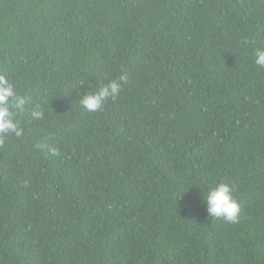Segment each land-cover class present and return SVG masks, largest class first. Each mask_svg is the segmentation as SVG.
<instances>
[{"label":"trees","instance_id":"16d2710c","mask_svg":"<svg viewBox=\"0 0 264 264\" xmlns=\"http://www.w3.org/2000/svg\"><path fill=\"white\" fill-rule=\"evenodd\" d=\"M257 48L264 0H0V74L29 98L0 140V264H264ZM220 182L237 223L207 212Z\"/></svg>","mask_w":264,"mask_h":264},{"label":"clouds","instance_id":"9594fccd","mask_svg":"<svg viewBox=\"0 0 264 264\" xmlns=\"http://www.w3.org/2000/svg\"><path fill=\"white\" fill-rule=\"evenodd\" d=\"M255 63L264 68V48L255 50ZM126 81L127 76L121 74L118 79H112L97 90L87 92L80 98V104L88 113L100 111L107 100L119 95L122 83ZM28 103L29 98L17 92L14 82L8 76L0 74V140L11 135L20 137L23 134L18 117L25 111ZM31 115L39 119L43 117V112L33 111ZM52 154H56L55 150H52ZM235 187L234 183L220 182L203 191L202 199L210 217L229 223L238 222L241 207L234 195Z\"/></svg>","mask_w":264,"mask_h":264}]
</instances>
